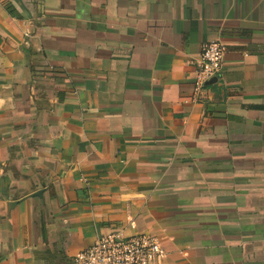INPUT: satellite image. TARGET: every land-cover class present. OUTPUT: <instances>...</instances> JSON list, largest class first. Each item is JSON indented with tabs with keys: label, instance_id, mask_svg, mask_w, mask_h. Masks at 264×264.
Wrapping results in <instances>:
<instances>
[{
	"label": "crops",
	"instance_id": "0c3cea01",
	"mask_svg": "<svg viewBox=\"0 0 264 264\" xmlns=\"http://www.w3.org/2000/svg\"><path fill=\"white\" fill-rule=\"evenodd\" d=\"M109 233L264 264V0H0V264Z\"/></svg>",
	"mask_w": 264,
	"mask_h": 264
},
{
	"label": "built area",
	"instance_id": "2783aa9c",
	"mask_svg": "<svg viewBox=\"0 0 264 264\" xmlns=\"http://www.w3.org/2000/svg\"><path fill=\"white\" fill-rule=\"evenodd\" d=\"M226 48L210 43L202 50L194 81V101L204 93L207 83L223 68ZM167 252L160 239L153 234L123 237L109 233L98 237L94 245L75 255L73 264H164Z\"/></svg>",
	"mask_w": 264,
	"mask_h": 264
},
{
	"label": "water",
	"instance_id": "95a60500",
	"mask_svg": "<svg viewBox=\"0 0 264 264\" xmlns=\"http://www.w3.org/2000/svg\"><path fill=\"white\" fill-rule=\"evenodd\" d=\"M217 79V77H214L213 79H211L208 83L207 86L211 85L214 83V81Z\"/></svg>",
	"mask_w": 264,
	"mask_h": 264
}]
</instances>
